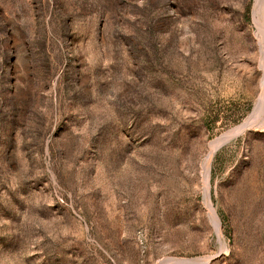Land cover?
<instances>
[{
    "label": "rangeland",
    "instance_id": "374dc122",
    "mask_svg": "<svg viewBox=\"0 0 264 264\" xmlns=\"http://www.w3.org/2000/svg\"><path fill=\"white\" fill-rule=\"evenodd\" d=\"M254 7L0 0V264H264Z\"/></svg>",
    "mask_w": 264,
    "mask_h": 264
},
{
    "label": "bare ground",
    "instance_id": "6f19581e",
    "mask_svg": "<svg viewBox=\"0 0 264 264\" xmlns=\"http://www.w3.org/2000/svg\"><path fill=\"white\" fill-rule=\"evenodd\" d=\"M254 1H255V7H254V10H253L252 17H254L255 22L257 23L258 20H257L256 14L259 13L258 11H259V9L261 7H262V10L264 9V7H263L264 0H254ZM262 10H260V11H262ZM261 14L262 13H260V15ZM262 15L264 16V12H263ZM262 15H261V17H262ZM260 28H261L262 32H264V26H262V24H260ZM256 32H258V31H256ZM259 33H260V31H259ZM258 36H259V34H258ZM260 40H262V37H261V39L257 40V42L258 41L261 42ZM263 53H264V45L261 42V45H260V58H261V60H260V67L263 70V75H262V78L260 80V85H259L260 86L259 87V89H260L259 91L260 92H259L258 99H257V108L254 109V111L251 114H249V116L241 124H239V125L233 127L232 129L224 132L223 134H221L220 136L216 137L215 139H213L210 142V146L208 148L207 156L205 158L207 160V162H208V160H210V157L218 149V147H220L226 141H229L230 138H233L234 136H237V135L243 133L244 131H246L247 129H250L252 127H264V60L262 58ZM208 172H209L208 163H204V167H203V177L202 178L204 179V183H205V195H206L205 197H207V199H208V192H207V187H208ZM208 205H209V208L211 209L210 211L213 214L214 224H215L216 227H218L219 226V222H218V219L216 217L215 211L211 207V205H210L209 202H208ZM162 262H170L172 264H185V263H188L189 264L192 261H191V259H185V258H165V259H163ZM190 264H192V263H190ZM202 264H205V262H203V260H202Z\"/></svg>",
    "mask_w": 264,
    "mask_h": 264
},
{
    "label": "water",
    "instance_id": "95a60500",
    "mask_svg": "<svg viewBox=\"0 0 264 264\" xmlns=\"http://www.w3.org/2000/svg\"><path fill=\"white\" fill-rule=\"evenodd\" d=\"M257 108V103H256V105L254 106V108H253V110H252V112L254 111V109H256Z\"/></svg>",
    "mask_w": 264,
    "mask_h": 264
}]
</instances>
